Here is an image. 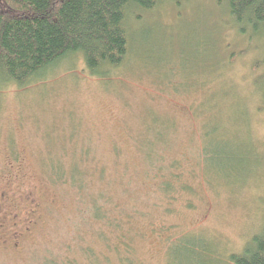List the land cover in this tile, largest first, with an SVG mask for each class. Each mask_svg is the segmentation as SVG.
Segmentation results:
<instances>
[{"label":"rangeland","instance_id":"rangeland-1","mask_svg":"<svg viewBox=\"0 0 264 264\" xmlns=\"http://www.w3.org/2000/svg\"><path fill=\"white\" fill-rule=\"evenodd\" d=\"M136 14L127 21L128 59L105 79L87 73L76 54L29 84L0 88V190L16 199L32 192L40 204L37 228L16 249L0 244V264L61 262L64 255L74 264H221L259 230L264 109L255 85L264 32L239 33L216 0L166 2ZM152 120L168 124V142L157 148L182 172L175 186H189L167 211L149 193L136 142L155 129ZM223 147L247 162L219 168L215 149ZM59 163L85 166L86 199L52 177ZM93 195L110 209L148 212L130 229L127 258L87 223ZM77 240L91 246V259Z\"/></svg>","mask_w":264,"mask_h":264},{"label":"trees","instance_id":"trees-1","mask_svg":"<svg viewBox=\"0 0 264 264\" xmlns=\"http://www.w3.org/2000/svg\"><path fill=\"white\" fill-rule=\"evenodd\" d=\"M166 2L177 4L179 0H0V88L8 84L18 87L29 84L44 76L45 72L60 63L61 60L79 54L87 73L105 79L112 71L125 64L129 54V28L127 21H137L136 11H151ZM226 10L228 23L239 33L248 29L264 32V0H216ZM249 30V31H250ZM259 63L263 66L260 78L255 85L264 109V49ZM257 65V63H256ZM169 77V75L165 76ZM184 91L187 85L179 81ZM179 90L177 86H174ZM155 129L147 130L142 139H137L138 150L144 161L143 173L151 182L153 191H148L162 203L163 210L172 209L184 190L189 186L183 181L180 188L175 185L182 179L175 161L166 160V156L157 148L168 142V124L165 121L152 120ZM226 148H216L219 156V168L222 165L239 167L242 163L237 153L226 152ZM119 153L118 146H113ZM225 150V151H224ZM84 150L82 155L85 156ZM234 155V156H233ZM233 160L232 163L229 161ZM233 162H236L233 164ZM222 164V165H220ZM62 164L51 166L50 174L60 182L72 186L81 199L87 197V171L84 165ZM227 169V170H228ZM227 170L222 176L229 174ZM227 171V172H226ZM232 172V171H231ZM234 172V171H233ZM225 173V174H224ZM228 177V176H227ZM223 178V177H222ZM160 206V203H155ZM192 207L188 201L185 204ZM93 233L104 244L117 248L121 245L123 258L129 256L134 224L148 220V212L140 209H110L103 206L100 198L91 196L88 205ZM86 223V222H85ZM114 231L117 234L114 236ZM77 238L83 239L81 233ZM114 237L116 241H114ZM66 252H72L71 243H66ZM80 252L91 259V246L85 240H77ZM191 254V252H190ZM63 260L47 261L44 264H74L70 257ZM221 264H264V214L262 224L239 252H230Z\"/></svg>","mask_w":264,"mask_h":264},{"label":"flooded vegetation","instance_id":"flooded-vegetation-1","mask_svg":"<svg viewBox=\"0 0 264 264\" xmlns=\"http://www.w3.org/2000/svg\"><path fill=\"white\" fill-rule=\"evenodd\" d=\"M8 193L0 190V244L16 249L27 234L37 228L40 204L32 192L20 195V199Z\"/></svg>","mask_w":264,"mask_h":264}]
</instances>
